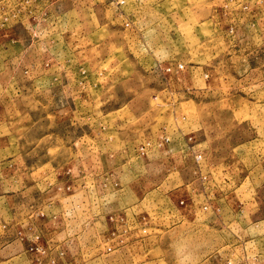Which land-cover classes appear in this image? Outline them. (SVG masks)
Listing matches in <instances>:
<instances>
[{"label":"rangeland","instance_id":"374dc122","mask_svg":"<svg viewBox=\"0 0 264 264\" xmlns=\"http://www.w3.org/2000/svg\"><path fill=\"white\" fill-rule=\"evenodd\" d=\"M116 1L0 0V264H264V0Z\"/></svg>","mask_w":264,"mask_h":264},{"label":"crops","instance_id":"0c3cea01","mask_svg":"<svg viewBox=\"0 0 264 264\" xmlns=\"http://www.w3.org/2000/svg\"><path fill=\"white\" fill-rule=\"evenodd\" d=\"M173 113H174V117H173L174 119L185 118V115H181L182 113H179V115L177 114V111H175ZM178 122H181V121L174 120L176 130H181L182 134L186 135L184 133L183 127L178 125L179 124ZM168 128H170V127H168ZM166 130L168 131V129H166ZM179 148H180V146H179ZM172 149H173V151H175L176 149H178V146L177 147H173ZM236 157L238 158V154H237ZM232 161H234V163H235V159L233 157L232 158L230 157V160L227 159L226 163L221 161L220 163L217 164V166L218 167H222L223 168V172H225L226 168L229 167V164L230 165L232 164ZM246 170H247L246 176L243 177L241 181H239V183H240L239 186L240 187H241L242 183H245V179L247 180L248 177H249V170L248 169H246ZM210 178H211V182L213 183L212 186H214L213 191H215V192L216 191L218 192L219 190H222L224 193H227L232 188L230 183L233 184V182H231V179L227 175H225L222 178H219L218 176L212 175ZM181 180L183 182V186L182 187H184L186 189V186H190L189 184H190V181H192V178H184L183 177V179H181ZM165 181H168V180H166V178L164 177V181H162V182H164V184H165ZM178 181L180 182V180H178ZM167 184H169V183L167 182ZM170 185L171 184L164 185L165 187H167V189H164L162 187V191L163 192H159V193H161V195H164V193L166 191H170V189H169ZM233 186H235V185L233 184ZM237 186H238V184L236 185V188H237ZM183 192H182V194H183ZM188 192H189V190L187 191V193ZM180 194H181V192H180ZM130 196H132V194ZM105 197H106V195H105ZM115 207H118V208L117 209L114 208L116 210L114 211V221H113L114 224H113V227L115 229H117V230H122V229H129V230L132 229L133 230V229H136L138 227L143 228V229H146V228L147 229L148 228H158L159 227L157 224L155 225V223L150 219V216H149L148 213H144L145 215H147V219H145L144 217L141 218V215H139V213L137 211L139 209H137L136 207L128 206V205H122V204L119 205V206L117 205ZM134 208H136V209H134ZM106 214H107V212L104 215H106ZM134 218H135L136 221L133 220ZM139 221L142 224H136L135 223V222L139 223Z\"/></svg>","mask_w":264,"mask_h":264},{"label":"built area","instance_id":"2783aa9c","mask_svg":"<svg viewBox=\"0 0 264 264\" xmlns=\"http://www.w3.org/2000/svg\"><path fill=\"white\" fill-rule=\"evenodd\" d=\"M116 2H117V4H122L124 2V0H117ZM177 68H179V69L182 68V64H178L177 65ZM166 70L167 71L171 70V67L170 66H167L166 67Z\"/></svg>","mask_w":264,"mask_h":264}]
</instances>
